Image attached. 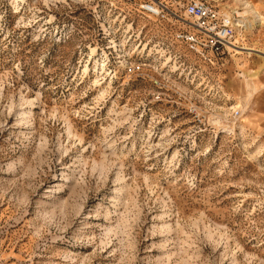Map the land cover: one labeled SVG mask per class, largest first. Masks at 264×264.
Wrapping results in <instances>:
<instances>
[{
	"label": "rangeland",
	"instance_id": "obj_1",
	"mask_svg": "<svg viewBox=\"0 0 264 264\" xmlns=\"http://www.w3.org/2000/svg\"><path fill=\"white\" fill-rule=\"evenodd\" d=\"M110 1L0 0V264H264V0L215 63Z\"/></svg>",
	"mask_w": 264,
	"mask_h": 264
},
{
	"label": "built area",
	"instance_id": "obj_2",
	"mask_svg": "<svg viewBox=\"0 0 264 264\" xmlns=\"http://www.w3.org/2000/svg\"><path fill=\"white\" fill-rule=\"evenodd\" d=\"M119 1L123 0H111L110 5L117 8ZM136 10L148 18L177 23L175 37L206 63L218 62L235 46V18L210 0H142Z\"/></svg>",
	"mask_w": 264,
	"mask_h": 264
}]
</instances>
